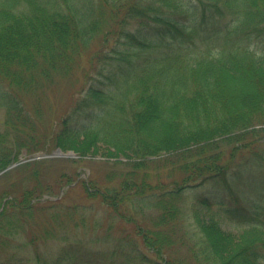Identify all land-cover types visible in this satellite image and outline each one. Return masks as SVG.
<instances>
[{"label": "trees", "instance_id": "obj_1", "mask_svg": "<svg viewBox=\"0 0 264 264\" xmlns=\"http://www.w3.org/2000/svg\"><path fill=\"white\" fill-rule=\"evenodd\" d=\"M85 59L112 67L74 91ZM1 106L0 264H264V0H0ZM97 145L86 181L5 170Z\"/></svg>", "mask_w": 264, "mask_h": 264}, {"label": "rangeland", "instance_id": "obj_2", "mask_svg": "<svg viewBox=\"0 0 264 264\" xmlns=\"http://www.w3.org/2000/svg\"><path fill=\"white\" fill-rule=\"evenodd\" d=\"M192 2V0H183V2L185 4H187V2ZM192 17H190L189 20H191ZM190 25L192 23H189ZM204 35L202 32L199 33V37ZM196 39H198V36H195ZM92 61L90 59H85L83 61V63L81 64L80 69L78 70L77 73H75L74 77L78 78L77 82L75 83L74 87V91H76V89H79L80 92H82V89L87 87V80L86 79H90L93 78L92 80H89L88 82V86L93 83L92 81L97 80L98 78H100L101 76H105L106 73L111 69L112 65L110 62H106V63H96L94 62V64H92ZM64 85H59L57 87H53L50 91L46 92V102L49 105L50 109L53 111H61L62 108L64 107L65 103L67 102L68 99V95L69 92L64 88ZM80 95V93H79ZM78 95V97H79ZM77 97V98H78ZM4 110L2 109V106L0 107V132L4 131ZM97 154L98 152H101L105 155H107L106 153L108 151H110L109 149L105 148V146L102 145H97ZM59 148L56 149H52L51 151L45 153V151H38L36 153H33L31 155L22 153L19 155V158L16 160L15 163L24 161V159H29L28 162H39V161H47L49 159H55V161L60 162H65V165L67 166V170H66V174H68V172H72L73 174L76 173V177L77 180H83L86 181V179L89 177V174H91V170L94 167L95 163H98V167H101L105 170V165L108 164H104L103 160H106L108 162H112L111 160H107L104 159L103 157H105L102 154H96L94 155L95 158H91V155H88L86 158H81L80 155L76 154L73 150H69V151H59ZM59 153H56V152ZM93 151V150H92ZM48 154V155H47ZM93 155V154H92ZM160 157H162V159L166 158L165 154H161ZM35 158V159H34ZM88 158V160H86ZM151 159H155V158H151ZM95 160V161H94ZM99 161V162H97ZM111 165V164H108ZM108 165H106L108 168H110ZM162 171H156L152 173V179H151V183H155V176H159L160 180H166V174L165 173H161ZM113 176V175H111ZM114 182V181H113ZM113 182L111 184H113ZM1 184V183H0ZM220 189L221 190H230V191H234V192H238V190H240L241 185L233 182V181H223L219 184ZM83 189H78V188H74L73 192L70 191L69 195L65 198H68V200L66 201V204L68 205L69 203L72 202V204L77 205L80 204V206H78V209H83L86 208V223H89L90 220H92V215H96L95 213H97L98 211L102 210L100 205H98L97 203L95 204V202L91 199H85L82 200L79 196L77 192L82 191ZM46 198V196H45ZM43 198V199H45ZM90 212V214L87 217V213ZM92 214V215H91ZM70 223L66 222L64 224L65 228H69L70 227ZM118 230V229H117ZM118 233L119 230H118ZM48 247L47 249L49 250H54L55 246L59 245V243L57 242H49L48 243ZM17 251H23L21 250H17ZM2 257V256H1ZM3 258V257H2Z\"/></svg>", "mask_w": 264, "mask_h": 264}, {"label": "bare ground", "instance_id": "obj_3", "mask_svg": "<svg viewBox=\"0 0 264 264\" xmlns=\"http://www.w3.org/2000/svg\"><path fill=\"white\" fill-rule=\"evenodd\" d=\"M14 164V163H13Z\"/></svg>", "mask_w": 264, "mask_h": 264}]
</instances>
